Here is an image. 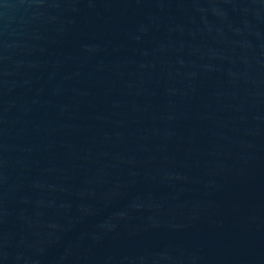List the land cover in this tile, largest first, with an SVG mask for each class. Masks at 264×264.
<instances>
[{
    "label": "water",
    "instance_id": "95a60500",
    "mask_svg": "<svg viewBox=\"0 0 264 264\" xmlns=\"http://www.w3.org/2000/svg\"><path fill=\"white\" fill-rule=\"evenodd\" d=\"M0 264H264V0H0Z\"/></svg>",
    "mask_w": 264,
    "mask_h": 264
}]
</instances>
